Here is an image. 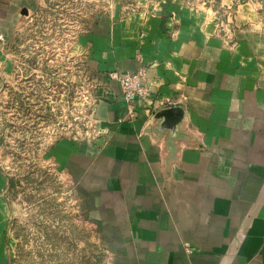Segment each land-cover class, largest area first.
<instances>
[{
  "label": "crops",
  "instance_id": "1",
  "mask_svg": "<svg viewBox=\"0 0 264 264\" xmlns=\"http://www.w3.org/2000/svg\"><path fill=\"white\" fill-rule=\"evenodd\" d=\"M44 2L0 0L2 22ZM81 50L99 81L91 127L50 155L104 264H264V0H114ZM139 69L174 106L128 117L110 75ZM7 186L0 173V264Z\"/></svg>",
  "mask_w": 264,
  "mask_h": 264
},
{
  "label": "rangeland",
  "instance_id": "2",
  "mask_svg": "<svg viewBox=\"0 0 264 264\" xmlns=\"http://www.w3.org/2000/svg\"><path fill=\"white\" fill-rule=\"evenodd\" d=\"M114 0H45L13 26L0 11V173L12 180L8 264H104L50 150L89 132L99 81L81 50Z\"/></svg>",
  "mask_w": 264,
  "mask_h": 264
},
{
  "label": "built area",
  "instance_id": "3",
  "mask_svg": "<svg viewBox=\"0 0 264 264\" xmlns=\"http://www.w3.org/2000/svg\"><path fill=\"white\" fill-rule=\"evenodd\" d=\"M111 79L118 82L122 99L127 106L128 117L135 116V103L147 102L153 107L164 108L174 106V102L166 98H156L155 85L148 80L144 69L134 73L111 74Z\"/></svg>",
  "mask_w": 264,
  "mask_h": 264
},
{
  "label": "trees",
  "instance_id": "4",
  "mask_svg": "<svg viewBox=\"0 0 264 264\" xmlns=\"http://www.w3.org/2000/svg\"><path fill=\"white\" fill-rule=\"evenodd\" d=\"M6 178H7V183H8V186H7V190H8L10 187H12V180L8 177Z\"/></svg>",
  "mask_w": 264,
  "mask_h": 264
}]
</instances>
